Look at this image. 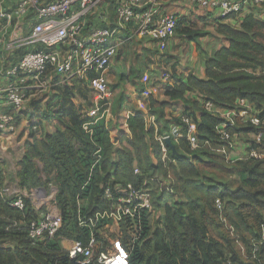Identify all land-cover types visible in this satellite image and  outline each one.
<instances>
[{
  "label": "trees",
  "instance_id": "obj_1",
  "mask_svg": "<svg viewBox=\"0 0 264 264\" xmlns=\"http://www.w3.org/2000/svg\"><path fill=\"white\" fill-rule=\"evenodd\" d=\"M250 5L264 7V3ZM219 32L230 44L206 59L207 78L191 72L186 81L180 80L166 91L171 100L186 105L183 114L196 123L199 148L194 149L186 138L173 140L167 143L164 158L156 129L148 128L143 114L129 117V136L122 134L124 131L118 135L119 125H112L105 116L93 117L82 111L69 86L62 89L59 100L47 103L43 113L58 119L61 125L43 137L34 134L19 161L17 176L19 186L29 193L57 188L55 202L62 224L53 236L32 238L30 224L39 218L32 198L23 195V209L13 205L15 197L7 198L3 193L10 173L0 169V264H101L100 255L114 252L112 241L103 233L104 228L110 230L112 221H99L94 228L97 245L89 262L70 257L62 244L64 239L90 242L92 232L80 225L79 214L110 206L104 195L107 186H141L145 181L151 185L153 178L159 181L162 176L160 187L163 181L168 182L170 174L175 200L168 201L172 195L163 190L168 184L155 190L154 207L162 211L159 220L153 222V211L147 212L141 237L134 241L130 223L120 224V249L129 252L133 244L131 264H264V157L228 159L204 145L206 140H217L215 128L226 119L210 111L207 101L216 107L234 108L245 99L252 112L264 119V20L250 13L240 26L220 21ZM177 33L188 37L199 51V38L209 31L181 16ZM189 91H196L202 100L188 98ZM150 100L154 111L164 118L160 133L170 124L181 123L180 116L165 118L166 103L153 96ZM86 125L94 130L93 135ZM229 128L248 141L247 151L254 147L264 153V122L235 118V125ZM112 136L120 139L118 145ZM99 147L102 157L94 165ZM7 242L11 245H5Z\"/></svg>",
  "mask_w": 264,
  "mask_h": 264
},
{
  "label": "built area",
  "instance_id": "obj_2",
  "mask_svg": "<svg viewBox=\"0 0 264 264\" xmlns=\"http://www.w3.org/2000/svg\"><path fill=\"white\" fill-rule=\"evenodd\" d=\"M100 1L0 0V74L6 80L5 84L0 86V129L3 132L8 133L15 128L13 116L7 108L21 106L29 99V93L45 90L58 76H64L63 81L69 83L75 79L89 78L91 87L100 99L97 111L102 109L110 111L112 102L109 99V83L105 72L120 50L139 33H149L157 42L159 50L165 51L169 38L176 34L179 18L162 10L160 0H120L116 5L115 24L92 27L89 33L84 34L83 29L87 27L89 15ZM196 2L201 6L219 10V14L227 16L247 8L251 2L263 4L264 0H196ZM25 19L29 21L28 29L24 25ZM131 27L133 29L129 31ZM18 51H21V55ZM170 77L169 73L164 74L163 80L168 81ZM144 80L148 81L149 75H145ZM239 102L243 106L241 117L245 118V121L249 120L255 124L264 122L259 114L252 112L253 108H250L247 100L242 99ZM206 107L216 112L213 102L207 101ZM97 116L104 117L105 114ZM223 116L226 118L225 121L215 128L217 140H206L204 145L232 159L236 153V135L229 127L235 125L236 113ZM180 117L181 123L173 124L169 131L163 133L156 131V138L164 149V158L168 153L166 146L168 140L174 142L186 138L194 149L201 146L197 126L192 117L185 114ZM85 128L93 135L94 130L89 125ZM125 135L129 136L128 133ZM257 137L259 139V136ZM112 140L114 144H119V138L115 139L112 136ZM101 151L102 148L99 147L94 165L100 161ZM247 152L248 156L264 157V153L254 147ZM157 180L153 178L151 185L145 181L141 186L133 183L107 186L104 195L110 206L90 214H79L80 225L90 228L92 237L88 244L73 240L72 246L66 248L70 257L82 259L83 262H89L93 258L97 245L94 228L99 221L109 220L112 224L128 222L133 241L140 238L145 215L154 209L155 190H162V185L168 184L163 190L166 188L169 193L174 192L170 182L163 181L158 187ZM3 193L7 198L15 197L11 203L16 207L21 209L25 207L23 195H15L8 185L3 188ZM61 224L60 211L48 212L31 222L30 236L34 239L53 236ZM132 249L133 244L129 252L117 250L108 255L102 254L98 261L101 264H131L129 254Z\"/></svg>",
  "mask_w": 264,
  "mask_h": 264
},
{
  "label": "crops",
  "instance_id": "obj_3",
  "mask_svg": "<svg viewBox=\"0 0 264 264\" xmlns=\"http://www.w3.org/2000/svg\"><path fill=\"white\" fill-rule=\"evenodd\" d=\"M120 0H101L99 4L95 7L92 14H90L87 27L83 29V33L87 34L90 32L92 27H101V26H110L115 24L117 21L116 5ZM161 8L168 14H172L178 18L181 16H187L190 23L198 24L199 27L209 31L207 35L201 36L199 41L201 43V50L197 51L194 43L185 35L175 34L168 40L167 49L161 51L158 48L157 42L152 38L149 33L138 34L134 39L138 43V51L140 55L139 59V71L127 73L122 72L121 68L116 64V57L118 58L121 54H125L124 51L121 54H118L111 62L110 68L105 72V77L108 82L118 81L121 83L125 82L127 78V84L125 86L130 88L133 93L134 100H123L122 104H125L131 114L141 113L145 116L147 120L148 128L154 126L156 130L159 127V119H164L157 114L159 111H154L155 108H152V103L150 97L153 96L156 100L166 103L164 106L165 118L172 116H181L186 109V105L180 100H171L170 97L166 94V91L169 86L180 82V80L186 81L188 75L193 72L200 78H207V67L206 59L213 56L220 48L223 46H228L230 41L227 36L219 32V22L226 21L234 26H240L244 17L250 13L255 14L259 19L264 20V7L248 5L247 8H244L240 14H236L233 17L223 18L219 14V10H213L210 7L199 5L196 0H160ZM25 28H29V21L25 19L24 21ZM26 29V30H27ZM133 27L129 29L131 31ZM21 55V51H18ZM119 59V58H118ZM170 74L171 77L168 81L163 80L164 74ZM135 74V76H134ZM126 75V77H125ZM149 75V80L145 81L144 76ZM76 80V79H75ZM6 80L4 76L0 74V86L5 84ZM72 83V82H71ZM141 84V89H138V85ZM123 86V85H122ZM164 90L163 92H161ZM188 98H197L202 100L200 95L196 91H189L187 93ZM76 104L78 100H74ZM100 100H96L95 106L99 104ZM113 102V100H112ZM79 103L85 107L82 108L84 112L87 111L91 115V112L97 110V107L88 108L85 101L79 100ZM114 105V103H112ZM111 105V106H112ZM121 105V104H120ZM113 107V106H112ZM131 109H130V108ZM243 106L238 105L234 108H223L217 106L215 108L216 112L218 111L222 115L226 114H235L238 115L241 113ZM102 114H107L108 121H110V116H113V112L110 111H100ZM129 115V116H130ZM92 116V115H91ZM128 116V117H129ZM47 118V117H46ZM47 120H58L56 118H47ZM126 124V125H125ZM176 124V123H175ZM173 124H170V127L165 130L169 131L172 128ZM125 130L122 134L128 133L130 135V129L128 121L124 122ZM10 133H12V131ZM9 133V132H8ZM49 133V132H48ZM52 133V132H51ZM121 134V135H122ZM7 135L6 132L0 131V136ZM12 137H15L14 134H10ZM19 136V133L17 134ZM34 133L30 134V140L27 141L29 137L28 131H25L23 134L24 141H13V150L16 147H21L22 143L25 145V151L22 156L19 158V161L22 159L23 155L27 151L28 147L34 140ZM238 135L235 138L236 149L238 148L237 143L240 142ZM243 143V142H241ZM0 144V153H5V145ZM247 146V145H246ZM9 147V146H8ZM241 148V147H240ZM247 150V148H246ZM154 161L157 159L153 157ZM235 159V158H234ZM0 169L5 170L7 173L9 168L7 167V161L3 156H0ZM20 169V166H19ZM40 189V188H39ZM173 194V193H169ZM175 200V198H174ZM58 209V207L56 206ZM59 211V209H58ZM110 230L115 232L114 235L110 233ZM110 230L104 228L103 233L109 236L112 241L113 248L117 249L119 252H124L120 249L119 239L121 234L120 224L114 223L111 225ZM113 238H116L113 240ZM62 244L65 248H69L73 244L72 239H64ZM5 245L10 246L11 243L7 242ZM114 250L117 251V250Z\"/></svg>",
  "mask_w": 264,
  "mask_h": 264
},
{
  "label": "rangeland",
  "instance_id": "obj_4",
  "mask_svg": "<svg viewBox=\"0 0 264 264\" xmlns=\"http://www.w3.org/2000/svg\"><path fill=\"white\" fill-rule=\"evenodd\" d=\"M90 16V15H89ZM138 43L134 39L130 41V43H127L123 49L120 50L119 54H121L122 51H124L125 54H121L118 58L116 57V64L121 68L122 72L128 73L130 72H136L139 71V51H138ZM130 71V72H129ZM125 75V77H126ZM135 76V74H134ZM64 76H58L55 78L53 84H50L46 87L45 90H42L40 92H31L28 94L29 99L25 100L21 106H14L11 107L8 112H11L13 118H14V127L15 130L12 131V133H7V135L0 136V144L5 145L4 152L0 153V156H3L7 161V167L9 168V171L11 172V175L9 176L8 181V187L11 188L13 193L15 195L22 194L24 196H29L32 198L33 206L37 210L39 217H42L44 214L48 212H56L58 209L56 208V202H55V194L57 191V188L55 186L50 187L49 189L43 188V189H35V192L29 193L28 190L23 189L19 186L18 183V176L17 172L19 170V158L22 156V154L25 151V145L22 143L21 147H16L15 150L12 149L13 141H24L23 134L25 131H28L29 137H27V141L30 140V134L33 132L36 137H43L48 132H55L58 126L61 125V123L58 120H47L46 115L43 113L45 111V106L48 102L59 100L62 96V89L69 86L72 91L74 92L73 100H78L77 105L80 107H84L79 103V100L85 101L87 107L94 108L96 100L98 99L97 93L93 90L91 87V82L89 78L85 79H76L73 80L72 83H69L68 81H63ZM127 78L125 79L124 83H120L119 80L111 81L109 83V93H110V100L114 105L111 106V112H113V116H110V122L112 125H119L117 128L118 135L119 132H123L125 130L124 122L132 115H130L129 109L125 107V104L123 103V100H134L133 93L130 88H127L125 84H127ZM123 85V86H122ZM141 84L138 85V89H141ZM162 90L161 92H163ZM30 95V96H29ZM39 104V109H37V105ZM121 104V105H120ZM130 108V107H129ZM85 109V107L83 108ZM82 109V110H83ZM131 109V108H130ZM104 109H102L103 111ZM85 111V110H84ZM101 111V110H100ZM100 111H94L91 112V115L93 117H96L97 115H102ZM87 112V111H86ZM130 115V116H129ZM107 117V114L105 115ZM129 116V117H128ZM246 116V115H245ZM236 118L241 119V113L235 116ZM247 117V116H246ZM170 118V117H169ZM243 120L245 118H242ZM163 121L164 119H159V127L158 130L160 131L163 128ZM126 125V124H125ZM156 129V128H155ZM160 129V130H159ZM122 130V131H121ZM155 131V135L157 132ZM19 133V136L17 135ZM160 133V132H159ZM10 134H14L15 137H12ZM251 137L258 139V137L254 134H251ZM240 142L237 143L238 148L236 149V153L233 154V158L236 157V159L247 156L248 152L246 150V145L248 144V141H245L244 137L241 135L239 136ZM243 142V143H241ZM126 144V143H125ZM9 146V147H8ZM241 147V148H240ZM0 150H2L0 148ZM3 151V150H2ZM164 156V155H163ZM241 156V157H240ZM157 162V160H156ZM172 175V174H171ZM170 178V175H169ZM173 178V176H172ZM160 180L163 179V177H159ZM171 178L168 179V182H170ZM161 182V181H158ZM166 182V183H168ZM17 190V191H16ZM172 195V194H171ZM168 201L173 202L174 196H168ZM155 206V204H154ZM153 211V222L159 220V217L161 216L162 211L158 208L152 210ZM110 233L112 235L115 234L113 230H110ZM116 238H113L115 240ZM115 249V248H113ZM119 249L118 247L115 249Z\"/></svg>",
  "mask_w": 264,
  "mask_h": 264
},
{
  "label": "water",
  "instance_id": "obj_5",
  "mask_svg": "<svg viewBox=\"0 0 264 264\" xmlns=\"http://www.w3.org/2000/svg\"><path fill=\"white\" fill-rule=\"evenodd\" d=\"M167 143L168 144H172V141L171 140H168ZM40 189H43V188H40Z\"/></svg>",
  "mask_w": 264,
  "mask_h": 264
}]
</instances>
